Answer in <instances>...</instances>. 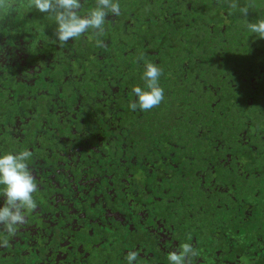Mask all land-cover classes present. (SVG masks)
<instances>
[{
  "label": "flooded vegetation",
  "instance_id": "1",
  "mask_svg": "<svg viewBox=\"0 0 264 264\" xmlns=\"http://www.w3.org/2000/svg\"><path fill=\"white\" fill-rule=\"evenodd\" d=\"M15 7L29 8L28 0L19 6L14 0ZM30 9L32 13H6L10 31L0 32V103L5 105V108L0 105V155L25 149L33 153L28 165L38 185L34 193L37 207L24 211L27 222L42 219L45 214L52 215L58 207H63V213L70 209V214L64 213L69 215L67 225L69 220L79 223L87 239L93 238L88 244L91 248H87L92 252L83 257L85 263L109 264L108 258L117 254L107 244L109 253L92 249L99 247L92 225L100 223L108 238L115 240V229L107 225L115 221L114 208L103 201V195L94 208L85 206L89 190H96L101 179V171L95 165L101 160L105 171L116 164L118 168L150 167L152 172L156 169V175L165 169V175H176L177 180H181L180 169L183 171L185 165L175 161L176 153L170 149H175V145L165 142V132L148 134L141 121L145 114L139 108L131 111V102L114 108L116 97L124 92L123 76L133 72L132 68L141 63L140 57L147 53L146 40L135 26L126 24L122 29L132 49L120 54L126 57L131 51L134 60H123L124 66L117 68V45L109 39L103 40L97 55L104 64L90 67L86 79L82 65L66 66V62L79 60L67 44L61 45L58 41L54 17L49 13L37 17L35 8ZM86 51L85 48L84 55L89 53ZM90 58L97 56L91 53ZM117 69H122L119 76L115 74ZM218 103L213 102L212 109ZM253 106V112L264 110L261 99L249 104ZM188 111L179 108L176 112L183 116ZM218 111L234 117L227 115L228 108ZM212 113L214 109L189 134L195 157L190 155L202 163L196 168L198 175L214 182L223 180L221 191L216 195L218 200L207 210L163 209L149 199L132 205L130 214L134 216L121 221L125 239L118 259L124 260V264H128L125 257L132 251L138 253L133 264H170L168 254L179 252L184 243L191 244L199 253L193 264H257L260 258L264 259V124H252L249 118L252 115L242 117L243 110H239L240 118L246 120L240 123L244 124L240 128L248 127L239 134L243 140L237 146L230 145L224 136L227 130L223 122L222 127L212 122ZM150 143L162 146L158 149L161 165L157 160L148 159L139 163L136 157L128 161L130 150L136 147L142 151ZM62 177L64 185L56 193ZM3 188L0 185V207L5 199ZM106 194L109 196V192ZM120 203H126L125 198ZM40 209L46 210L40 212ZM200 215L204 218L199 221ZM3 239L10 240L8 243L13 248L16 246L0 226V245H6ZM6 249L0 246V258L8 263L13 258ZM66 257L63 252L55 260L62 258V264H78V257L72 260Z\"/></svg>",
  "mask_w": 264,
  "mask_h": 264
},
{
  "label": "trees",
  "instance_id": "2",
  "mask_svg": "<svg viewBox=\"0 0 264 264\" xmlns=\"http://www.w3.org/2000/svg\"><path fill=\"white\" fill-rule=\"evenodd\" d=\"M15 2L18 6L25 4V0ZM232 2L233 0H119L121 14L115 16L109 13L102 35L90 29L81 37L66 43L79 60L78 63L66 62V66L82 65L81 69L88 79L90 67L104 64L97 55L98 50H102L103 40L109 39L116 43L117 68L124 66L121 62L123 60H134L135 55L130 53L131 51L126 57L120 54L125 49H132L126 42L122 29L126 24L135 26L146 40L147 53L140 57L141 63L138 67L132 68L133 72L129 71L130 73L123 76L121 84L124 92L116 97L117 105L114 108L119 109L125 103L138 100L133 92L134 87L139 86L147 90L144 79L147 62L160 67L163 72L159 84L164 89L165 98L159 106L147 111L140 110L142 115L145 114L144 120L141 121L150 136L155 132L159 134L165 132L167 139L165 142L175 145V149L170 147L176 153L175 161L184 162L185 165L183 171L180 169L181 180H177L176 175H165V169H161L157 176L156 169L152 172L150 167L118 168L116 164L105 171L101 160L95 165L96 169L101 171V179L95 186L98 191L89 190V201L85 206L94 208L103 195V201L114 208L112 217L115 221H109L107 225L115 229V240L108 238L100 223L92 225L95 232L94 240L99 245L98 248L92 249L109 253L107 244L117 254V257L108 258L109 264L125 262L118 259L125 239L124 225L121 221L130 218L132 205L140 203V200L149 199V202L154 200L163 209L186 207L187 210L188 207L207 210L210 209L211 203L218 200L216 195L221 191L223 180L218 179L216 182L208 178L205 180L196 173V168L202 163H197L195 158L191 159V155L195 157V154L191 144L192 137L189 134L195 125L204 122L205 114L210 116L211 110H215L210 120L219 126L223 122L227 130L224 132L225 139L230 141V145L235 146L239 144L240 139L243 140L239 134L248 127L247 125L244 129L240 128L244 125L240 123L244 122L246 114L252 115L249 117L252 124H264V110L253 112L255 106L249 107L250 103H256L260 99L264 104V39L249 32L246 27L248 22L264 19V0H235L237 4L235 9L230 7ZM81 3L82 7L79 10L81 16L96 6V0H81ZM246 6L248 15L245 17L240 8ZM17 11L32 13L30 8L0 9V32L6 34L10 31V24H6L10 18L6 13ZM35 11L37 17L47 14L36 9ZM85 48L89 53L84 55ZM91 53H95L97 58L91 59ZM121 71L122 69H117L115 74L119 76ZM215 101H220V104L213 106L212 109L211 104ZM0 105L5 108L3 103ZM223 107L230 109L227 115L231 114L234 117L219 114L218 109ZM179 108L189 111L181 116L176 112ZM239 110H243L240 114L242 117L245 114L243 120L240 118ZM161 148V145L151 143L142 151L135 147L130 150V155H127L128 161L136 157L139 163H144L148 159L157 160L161 165L159 155ZM226 150L230 152L228 147ZM64 182L65 179L62 177L56 185V193L63 187ZM124 198L126 203L121 205L120 201H124ZM45 210L40 209V212ZM55 212L58 215H55ZM65 212L70 214V209ZM64 213L63 207H58L53 209L52 215L45 214L42 219L35 218L23 225H17L15 235H9L16 246L13 248L8 243L10 240L3 239L9 247L7 250L4 246L6 252H9L13 259L6 263L0 258V264H58V262L62 264V258L57 262L55 259L63 252L67 254L65 259L72 260L78 257V264H87L83 257L92 252L87 248L93 238L87 239L88 236L80 229L82 227L79 223L76 225L69 220L67 225L69 215ZM198 217L199 221L204 218L202 215ZM31 225L33 228H30ZM81 248L83 251L79 252ZM257 262L264 264V259L260 258Z\"/></svg>",
  "mask_w": 264,
  "mask_h": 264
},
{
  "label": "clouds",
  "instance_id": "3",
  "mask_svg": "<svg viewBox=\"0 0 264 264\" xmlns=\"http://www.w3.org/2000/svg\"><path fill=\"white\" fill-rule=\"evenodd\" d=\"M14 0H0V9H11ZM28 7L35 8L40 13H49L54 17L56 23L55 35L61 45L70 40L81 37L90 29L95 30L98 35L104 32V24L109 13L119 16L121 7L119 0H96V6L86 15L81 16L79 10L82 7L81 0H28ZM235 9V0L230 4ZM240 12L246 17L248 7L240 8ZM249 32L264 39V19L246 24ZM163 70L157 65L147 62L144 72L146 89L136 86L134 94L138 97L136 102L130 103L132 110L139 108L147 111L159 106L165 98L164 89L159 84V78ZM33 153L27 149L16 154L7 153L0 155V185H3L4 203L0 207V226L9 234L14 236L17 225L27 223L24 211L35 210L36 201L33 193L38 190L28 161ZM6 246V245H0ZM199 253L189 243H184L179 252L172 251L167 259L170 264H193ZM138 253L129 252L125 259L128 264L136 261Z\"/></svg>",
  "mask_w": 264,
  "mask_h": 264
}]
</instances>
